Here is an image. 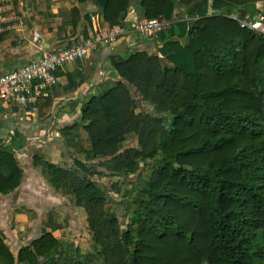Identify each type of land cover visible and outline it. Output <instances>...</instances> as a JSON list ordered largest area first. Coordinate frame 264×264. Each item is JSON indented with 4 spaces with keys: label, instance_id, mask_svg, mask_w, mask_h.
Segmentation results:
<instances>
[{
    "label": "trees",
    "instance_id": "trees-1",
    "mask_svg": "<svg viewBox=\"0 0 264 264\" xmlns=\"http://www.w3.org/2000/svg\"><path fill=\"white\" fill-rule=\"evenodd\" d=\"M74 1L101 8L106 29L129 30L131 11L169 25L110 56L118 79L61 129L85 132L86 158L68 152L61 167L32 156L83 209L96 261L78 247L59 253L52 219L16 256L0 231V264H264V35L231 17L264 22V0ZM68 15L73 26L81 17ZM22 177L0 139V194ZM112 191L119 217L107 210Z\"/></svg>",
    "mask_w": 264,
    "mask_h": 264
},
{
    "label": "crops",
    "instance_id": "crops-1",
    "mask_svg": "<svg viewBox=\"0 0 264 264\" xmlns=\"http://www.w3.org/2000/svg\"><path fill=\"white\" fill-rule=\"evenodd\" d=\"M28 1L31 3L30 7L25 4ZM35 2L40 5L37 10L32 7ZM72 7L79 8L81 16L74 26L72 15H68ZM134 13V11L129 12L130 22L133 18H138ZM5 14L12 23L10 26L0 23V28L4 27L0 29V74L11 71L45 52L80 42L82 38L91 35L96 28L100 29L105 25L101 8H97L92 3L80 5L74 0H24V2L12 0L11 10ZM16 19H21L23 26ZM84 29L87 30L85 36H83ZM144 39L147 38L134 34H130L129 37L124 35L111 44H99L97 49L84 59L58 68L56 75L59 76V83L50 88L48 96L38 100L33 115H26L24 108L0 99V139L4 145L14 143L12 150L23 169L20 185L11 192L15 195L18 191L19 198L3 203V199L9 194H0V231L14 256L21 246L29 244L34 239V237L24 238L22 234H19L25 225H29L28 211L21 207L24 205L20 201L25 191L39 192L38 198L41 205L50 208L60 204L59 198L63 195L45 181L39 168L33 166L32 156L43 155L45 159L56 165L60 161L65 167L72 164L69 153L72 156L78 155L69 150L70 144L76 136L81 137L79 132H82L85 137L86 134L75 127L63 135L61 129L71 127L79 119L85 100L91 95L106 90L105 83L110 81L112 86L118 79L114 74L110 56L125 58L136 48V43L143 42ZM86 140L88 142L87 137ZM38 178L42 180V185ZM14 204H17L16 207L19 206L17 211L8 213V207L15 209ZM27 208L37 214L34 206ZM6 211L7 221L16 222L14 228L4 227L1 217ZM51 221L52 219H47L46 222ZM44 227L42 226V229Z\"/></svg>",
    "mask_w": 264,
    "mask_h": 264
},
{
    "label": "built area",
    "instance_id": "built-area-1",
    "mask_svg": "<svg viewBox=\"0 0 264 264\" xmlns=\"http://www.w3.org/2000/svg\"><path fill=\"white\" fill-rule=\"evenodd\" d=\"M9 1L0 0V23L10 26V19L5 14L11 10ZM231 17L238 20L240 27L264 35L262 16L258 15L250 20L239 19L235 15H231ZM168 25L169 23L163 17L149 19L135 17L131 20L129 30L122 26L97 29L91 35L82 38L80 42L45 52L11 71L0 74V99L24 108L26 115H33L38 100L48 96L50 88L59 83V76L56 75L58 68L67 63L84 59L92 54L99 44H111L128 33L147 36L165 29Z\"/></svg>",
    "mask_w": 264,
    "mask_h": 264
},
{
    "label": "rangeland",
    "instance_id": "rangeland-1",
    "mask_svg": "<svg viewBox=\"0 0 264 264\" xmlns=\"http://www.w3.org/2000/svg\"><path fill=\"white\" fill-rule=\"evenodd\" d=\"M24 2V0H21V2ZM51 1V0H47ZM10 5H12V0L9 1ZM27 7L31 6V3L28 1ZM15 7L17 8V5L15 4ZM35 10L40 8L39 3H33V6ZM15 20V19H14ZM16 21L23 26V21L21 19H16ZM12 22L10 21V24ZM15 23V21H14ZM43 24V23H42ZM98 26V25H97ZM98 28H96L97 30ZM100 29H106L105 27H102ZM56 34V33H55ZM36 36V34H35ZM142 37L141 35H137ZM37 37V36H36ZM111 86V82L105 83L104 87L109 88ZM146 105L145 110H153V107L150 105ZM83 131L82 129H80ZM81 137L77 136L74 138L73 143L70 144L69 150L72 152H76L77 155L86 158L88 156V148H89V143L86 140L85 135L82 132H79ZM14 144V143H13ZM9 144L7 145L9 148H13L12 145ZM59 166L65 167L60 161L57 162ZM101 170H104V168H100ZM38 170V169H37ZM29 171V170H28ZM144 173V170L141 172V174ZM35 176L38 177V175L34 172ZM40 181V184L42 185V180L38 178ZM44 185V183H43ZM122 188L126 187H131L130 184H122L120 185ZM39 193V192H38ZM38 193H35L34 190L32 191H25L22 200H20L24 206H21L25 208L28 212V218H29V225H25L24 228L19 231V234H22V237L26 238L28 237L29 239H32L33 237L35 238L38 236L42 230V226H45L47 219H56V221L60 224L61 228L57 229L54 231V236L59 238L61 245L58 248V252H64L67 251V254H71L73 249L75 247H78L80 249L81 254H86V253H92L91 251L94 248V245L92 244L90 235L88 233L87 229V222H86V215L83 212L82 208L75 207L73 204V201L69 198L68 195H61L59 200L60 204H58L56 207H44L45 205H41V202L39 200V195ZM46 193V192H45ZM12 193L9 194L5 199H3V203H9V200L15 201L19 197L18 191L16 192L15 195H11ZM47 194V193H46ZM110 195L113 196V199L115 198L116 200H110V206H107V210L110 212H115V214L119 217V212L117 209H115L116 206H120L122 204V201H120L115 192H110ZM50 196V195H47ZM19 201V200H18ZM17 203V202H16ZM17 204H14L15 209H10L8 207V213L12 214V212H16L17 208L19 206H15ZM32 207L34 206L35 209H37V214L33 212V210L30 211L29 208L27 207ZM43 206V207H42ZM112 207V208H111ZM7 209V208H6ZM8 213L7 211L4 213V216L2 214L1 219L4 222V227H15V221H7L8 220ZM7 215V216H6ZM57 216V217H56ZM45 221V222H44ZM65 244H70L72 247L68 248L65 246ZM96 248V247H95ZM67 249V250H66ZM92 260L96 261V257L92 253L91 257ZM92 264V263H88Z\"/></svg>",
    "mask_w": 264,
    "mask_h": 264
}]
</instances>
